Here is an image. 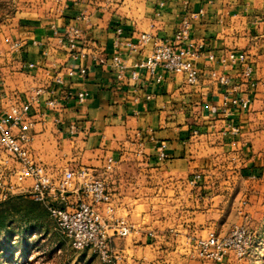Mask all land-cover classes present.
<instances>
[{"label":"crops","instance_id":"obj_1","mask_svg":"<svg viewBox=\"0 0 264 264\" xmlns=\"http://www.w3.org/2000/svg\"><path fill=\"white\" fill-rule=\"evenodd\" d=\"M185 21L186 44L201 47L196 84L186 85L180 76L162 72L157 82L146 70L133 69L156 39H171ZM71 26L80 29L83 41L75 52L96 54L103 64L73 62L58 45L57 37ZM8 33H0L5 53L0 60V105L34 100L32 156L53 177L82 165L94 171L107 158L114 166L139 162L143 173L150 174L144 178L151 180L141 181L144 192L138 203H153L154 210L140 211L138 221L144 228L132 232L129 240L113 238L109 246L121 253L123 264H201L190 260L188 248L196 235L211 230V215L221 213V171L242 173L241 164L250 152L245 138L248 115L264 84V0H61L42 19L33 18ZM142 33L152 39L143 48L129 50ZM116 38L127 66L121 80L110 66ZM12 41H20L22 47L8 55ZM228 51L244 53L246 64L222 67L207 59ZM245 65L251 68L249 79L242 75ZM83 66L87 70L81 76ZM214 72L228 78V85H218ZM55 75L61 85L54 84ZM37 90L42 93L37 95ZM79 91L87 93L82 105L73 97ZM50 98L56 102L54 108L46 107ZM225 98H249L250 105L245 110L229 105L224 116ZM161 145L166 158L160 161ZM245 172L254 177L255 170ZM195 174L200 179L192 186L189 181ZM128 199L123 197L121 203ZM74 200L69 195L68 201ZM117 201L112 204L115 215Z\"/></svg>","mask_w":264,"mask_h":264},{"label":"built area","instance_id":"obj_2","mask_svg":"<svg viewBox=\"0 0 264 264\" xmlns=\"http://www.w3.org/2000/svg\"><path fill=\"white\" fill-rule=\"evenodd\" d=\"M61 0H57L60 2ZM121 30H117L120 35ZM152 38L145 33L139 34L135 42L129 44L131 51L143 48ZM189 40V25L183 22L171 39L153 42L152 49L147 56L133 65V69H144L155 77L157 82L163 79L160 73L180 76L186 85L192 86L199 80V70L196 60L200 49L191 48L186 43ZM57 43L67 50L73 62L88 59L91 63L103 64L104 60L96 54H83L75 52V48L82 45L80 29L74 26L68 27L62 36L57 37ZM1 44V43H0ZM118 38L113 41L114 53L110 59V66L116 71V79L121 80L127 69L125 61L118 50L121 46ZM6 54L15 55L22 47L20 41H12L7 45ZM94 48V49H93ZM94 51H98L93 47ZM5 58V53L0 47V60ZM209 61H217L222 67L228 64H246L244 53L228 51L215 58L207 56ZM29 69L33 64H27ZM86 67H80L79 74H86ZM244 78L249 79L251 68L245 65L242 70ZM133 79L137 72L133 71ZM214 81L220 86H227L229 79L221 73L212 74ZM55 85H61L59 75L53 77ZM37 95L42 90L35 92ZM50 96L54 94L51 90ZM70 96H65L69 98ZM78 104L82 105L87 93L79 91L73 95ZM30 101L10 104L7 108L0 105V204L13 196H25L31 201L45 207L49 217L54 222L58 232L69 241L74 250H89L99 260L100 264H114L116 257L109 244L115 237H126L133 230V226L114 213L112 195L109 192L107 182L95 176L89 169L82 168L76 171L65 170L58 177H53L40 159L32 156L30 145L32 141L31 130L33 123L30 121V109L33 103ZM46 107L54 108L56 102L48 99ZM229 105L232 108L245 110L250 105L249 98H233L223 101L224 116L228 114ZM69 133L72 135L73 127ZM164 145H161L158 160H164ZM114 167L111 158H107L103 169L109 172ZM200 179V174L193 175L189 184L195 186ZM69 195L74 196L73 203L68 201ZM247 232L244 227L234 225L227 236L219 237L214 232H209L204 238L196 239L191 247L195 257L219 263L232 256L242 259L246 254Z\"/></svg>","mask_w":264,"mask_h":264},{"label":"rangeland","instance_id":"obj_3","mask_svg":"<svg viewBox=\"0 0 264 264\" xmlns=\"http://www.w3.org/2000/svg\"><path fill=\"white\" fill-rule=\"evenodd\" d=\"M56 4L57 0H0V33H8L33 18L42 19L51 5ZM255 101L248 115L250 127L245 138L248 139L250 152L246 159L242 158L243 172L234 173L229 168L221 171V213L211 215L210 222L214 225L207 232L222 237L227 236L234 225L244 227L248 236L246 254L242 259L229 256L219 263L199 259L201 264H264V84ZM229 163V160L223 162L225 166ZM103 166L102 163L101 167L92 171L82 165L73 168V171L86 168L95 176L102 177L107 182L113 201L120 200L116 204V216L132 225L134 231L144 228L138 221L140 211L147 209L146 213H152L154 204L139 205L138 198L144 192L141 181H150L144 178L150 174L143 173V167L137 161L119 164L109 172H104ZM248 169L255 170L253 178L245 172ZM123 197L129 198L124 204L121 203ZM207 233L192 239L188 248L190 260H198L191 247L196 239L204 238ZM131 237L132 232L119 238L129 240ZM111 251L116 257L114 264H123L121 253ZM0 264L100 263L91 251L71 247L58 232L43 205L19 196L0 204Z\"/></svg>","mask_w":264,"mask_h":264},{"label":"trees","instance_id":"obj_4","mask_svg":"<svg viewBox=\"0 0 264 264\" xmlns=\"http://www.w3.org/2000/svg\"><path fill=\"white\" fill-rule=\"evenodd\" d=\"M17 197H19V196H13V197H10L8 200H11V199H15V198H17ZM7 200V201H8ZM33 202V201H32ZM35 203V202H34Z\"/></svg>","mask_w":264,"mask_h":264}]
</instances>
